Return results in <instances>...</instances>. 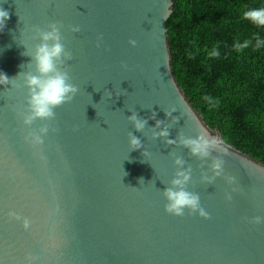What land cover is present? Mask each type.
Listing matches in <instances>:
<instances>
[{
  "label": "water",
  "instance_id": "95a60500",
  "mask_svg": "<svg viewBox=\"0 0 264 264\" xmlns=\"http://www.w3.org/2000/svg\"><path fill=\"white\" fill-rule=\"evenodd\" d=\"M0 7L10 16L0 30V72L29 71L25 48L38 42L31 27L59 21L72 52L66 70L79 89L33 146L21 116L26 88L0 84V264H264V224L249 222L264 217V164L224 141L177 82L167 36L173 0H0ZM129 110L147 119L144 132L127 119ZM152 112L172 125L169 139L201 130L220 138L225 174L237 184L223 176L200 182L210 161L202 169L187 148L152 139ZM129 131L143 148L130 150ZM169 152L192 165L188 188L210 219L165 212L161 190L176 171ZM9 211L29 218L30 228Z\"/></svg>",
  "mask_w": 264,
  "mask_h": 264
},
{
  "label": "trees",
  "instance_id": "16d2710c",
  "mask_svg": "<svg viewBox=\"0 0 264 264\" xmlns=\"http://www.w3.org/2000/svg\"><path fill=\"white\" fill-rule=\"evenodd\" d=\"M261 7L264 0H173L167 36L188 100L224 141L264 164V44L255 46L264 26L243 15Z\"/></svg>",
  "mask_w": 264,
  "mask_h": 264
},
{
  "label": "clouds",
  "instance_id": "9594fccd",
  "mask_svg": "<svg viewBox=\"0 0 264 264\" xmlns=\"http://www.w3.org/2000/svg\"><path fill=\"white\" fill-rule=\"evenodd\" d=\"M244 18L252 23L264 26V7L253 8L244 12ZM10 18L9 12L0 7V30L5 27V22ZM65 26L59 21L49 22L45 27L33 25L31 27V40L38 41L30 48H25L24 55L31 59L27 63L29 71L19 72L15 77L9 78L6 74L0 72V84L11 87L27 90L25 97L26 103L21 112L22 123L27 127V136L25 137L33 146L42 145L44 136L50 131V124L47 122L53 121L56 118L55 109L65 103H69L78 92V87L72 83V78L66 70L67 62L72 59V52L63 42L64 38L61 32ZM68 30L76 33L81 30L79 25H69ZM102 41V36H97V47ZM251 41L237 43L234 47L239 51L247 48ZM128 44L132 47L137 45V41L129 39ZM264 44L259 37L256 39V47ZM25 47V46H24ZM214 55L217 53H213ZM122 67L127 68V65L122 62ZM23 77V83H17L18 78ZM8 89H5L7 91ZM109 97L111 93L109 92ZM121 93H117L120 95ZM211 104V98L205 97ZM172 111H165L166 116H171ZM131 111V115L127 119L132 123L135 130L144 132L147 126V119L138 116L135 110ZM155 120L154 127H147L151 133L152 139L163 138L168 145H180L188 149L191 156L196 157L201 161L200 167L203 169L205 161H210L207 164V170H202L200 174V182L205 184H213L217 177L223 176L226 182L230 185L237 184L236 177L226 175L224 170L223 157L228 154V149L222 146V140L212 136L208 132L201 130L193 137H186L182 132H179L175 139H169V128L171 124L165 123L162 120L156 119V113L152 112L148 117ZM176 117H172V121H176ZM44 121L38 128L33 129L32 125L35 121ZM51 131H58L56 128H51ZM128 142L130 150L143 148L141 140L131 131L128 132ZM213 152H219L221 155H213ZM143 156L146 153L143 151ZM173 158V164L176 171L173 178L167 182V186L163 188L162 195L166 199L164 210L168 214L174 216L199 215L204 219H210V213L201 205L200 195L188 188L193 181V168L181 155L175 152H169ZM211 172V175L208 174ZM143 178L139 180L141 184ZM154 183V181H153ZM131 187V186H128ZM133 189H138L131 187ZM238 187H233L231 191L225 193L227 201L232 200V193L238 191ZM8 216L21 221V226L28 229L31 226V220L27 217H22L19 213L9 211ZM248 219V218H244ZM250 223L264 224V217L255 216L250 218Z\"/></svg>",
  "mask_w": 264,
  "mask_h": 264
}]
</instances>
